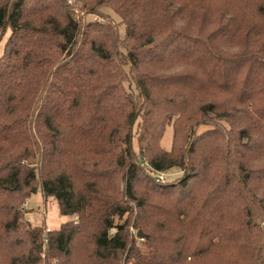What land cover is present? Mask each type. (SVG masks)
<instances>
[{"label":"trees","instance_id":"trees-1","mask_svg":"<svg viewBox=\"0 0 264 264\" xmlns=\"http://www.w3.org/2000/svg\"><path fill=\"white\" fill-rule=\"evenodd\" d=\"M71 1L0 0V264H264V0Z\"/></svg>","mask_w":264,"mask_h":264},{"label":"rangeland","instance_id":"rangeland-1","mask_svg":"<svg viewBox=\"0 0 264 264\" xmlns=\"http://www.w3.org/2000/svg\"><path fill=\"white\" fill-rule=\"evenodd\" d=\"M104 11L106 13H109L111 15V17L114 18V20H118V16L111 9H109V10L106 9ZM84 18L86 20H98V19H100L97 15H94V14L85 15ZM119 31H120V34H123L124 28L120 27ZM7 35H8V30L5 32L4 36L0 40V55L2 54L5 38ZM203 128H205V127H202V129ZM171 135H172L171 128H168L167 131L165 132V135L163 137V142H162V145L165 148L170 147V143L172 140ZM135 142L136 141L134 139L133 140V148L137 152L138 147H137V144ZM137 158L140 161H142L141 156L138 155ZM181 173H182L181 170H178L175 168L164 171L163 174L159 173V175H161V177L159 176L160 182L164 183V182L175 180L177 177H179V175H181ZM23 207L26 209L25 218L32 225L44 224V226L47 229H56L66 219V217L61 216L59 214L58 204H57L55 197L49 196L45 200L43 195H42L40 188H37L35 191H33L31 193L30 197L26 199V205L23 204Z\"/></svg>","mask_w":264,"mask_h":264},{"label":"built area","instance_id":"built-area-1","mask_svg":"<svg viewBox=\"0 0 264 264\" xmlns=\"http://www.w3.org/2000/svg\"><path fill=\"white\" fill-rule=\"evenodd\" d=\"M69 2L71 3L72 1L71 0H69ZM144 166L147 168V171L150 173V174H152L153 176H157L156 178H157V180H159L160 181V177H161V175H159V173L158 172H155V171H153L146 163H144ZM158 174V175H157ZM160 174H163V173H160ZM160 176V177H159ZM163 181V180H162ZM164 182V181H163ZM25 205H26V202L24 203Z\"/></svg>","mask_w":264,"mask_h":264},{"label":"water","instance_id":"water-1","mask_svg":"<svg viewBox=\"0 0 264 264\" xmlns=\"http://www.w3.org/2000/svg\"><path fill=\"white\" fill-rule=\"evenodd\" d=\"M143 235H144V233H142L141 230H138V231H137V237H142Z\"/></svg>","mask_w":264,"mask_h":264}]
</instances>
